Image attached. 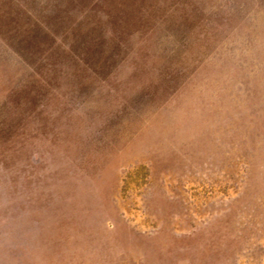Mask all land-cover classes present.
<instances>
[{
  "label": "rangeland",
  "instance_id": "rangeland-1",
  "mask_svg": "<svg viewBox=\"0 0 264 264\" xmlns=\"http://www.w3.org/2000/svg\"><path fill=\"white\" fill-rule=\"evenodd\" d=\"M114 5L0 0V237L42 203L74 264H264V0Z\"/></svg>",
  "mask_w": 264,
  "mask_h": 264
},
{
  "label": "crops",
  "instance_id": "crops-1",
  "mask_svg": "<svg viewBox=\"0 0 264 264\" xmlns=\"http://www.w3.org/2000/svg\"><path fill=\"white\" fill-rule=\"evenodd\" d=\"M35 204L26 212L25 234L0 237V264H64L66 257L74 264L80 242L76 241L74 224L66 238L63 219L44 204Z\"/></svg>",
  "mask_w": 264,
  "mask_h": 264
},
{
  "label": "trees",
  "instance_id": "trees-1",
  "mask_svg": "<svg viewBox=\"0 0 264 264\" xmlns=\"http://www.w3.org/2000/svg\"><path fill=\"white\" fill-rule=\"evenodd\" d=\"M89 1H91V0H89ZM92 1H95V4L102 2L105 7L108 6V7L112 8L113 6H115L114 4L123 3L125 0H92ZM105 13L106 14L109 13L108 10H106ZM69 16H71V13H70V15H65V18L68 19Z\"/></svg>",
  "mask_w": 264,
  "mask_h": 264
}]
</instances>
